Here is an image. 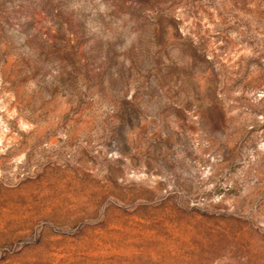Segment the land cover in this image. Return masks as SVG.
Segmentation results:
<instances>
[{"label": "rangeland", "instance_id": "obj_1", "mask_svg": "<svg viewBox=\"0 0 264 264\" xmlns=\"http://www.w3.org/2000/svg\"><path fill=\"white\" fill-rule=\"evenodd\" d=\"M0 264H264V0H0Z\"/></svg>", "mask_w": 264, "mask_h": 264}]
</instances>
